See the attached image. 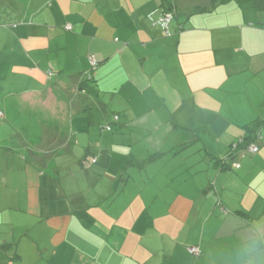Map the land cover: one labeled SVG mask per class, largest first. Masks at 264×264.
I'll list each match as a JSON object with an SVG mask.
<instances>
[{
	"label": "crops",
	"instance_id": "obj_1",
	"mask_svg": "<svg viewBox=\"0 0 264 264\" xmlns=\"http://www.w3.org/2000/svg\"><path fill=\"white\" fill-rule=\"evenodd\" d=\"M168 1L170 34L163 0H0V95L90 114L44 153L0 137V264H264V0Z\"/></svg>",
	"mask_w": 264,
	"mask_h": 264
},
{
	"label": "rangeland",
	"instance_id": "obj_2",
	"mask_svg": "<svg viewBox=\"0 0 264 264\" xmlns=\"http://www.w3.org/2000/svg\"><path fill=\"white\" fill-rule=\"evenodd\" d=\"M199 1H207L208 4L213 2L212 0L211 2H209L210 0H181L182 4L188 6ZM66 87L62 96L36 94L27 97L22 96L21 99H19L7 97L4 94L0 95V110H3L2 112H4L6 116L5 118H0V137L5 135L7 137L9 134H12L13 137L15 136L16 140L13 141L12 138L10 140L13 141L12 144L18 146L19 141H22L20 144L22 147L24 142L32 151L36 150L38 153L45 152V143L51 136L58 138L66 137L69 139L72 136V130V141L81 142L86 135L82 137L83 134H80V132L86 130V126L88 128L87 117L90 118V114L86 115V113H79L72 116L69 108H72L73 105L76 106L80 104V99H75L80 93L76 92L77 96H75L72 90ZM40 97L41 99L38 100ZM29 100L32 101L29 102ZM5 101L7 102L6 104L4 103ZM0 117H3V115ZM73 118L80 122L77 123L74 121V123H72L71 121ZM138 131L139 128H134L132 134H129L128 137L137 138V136H139L137 134ZM115 133L117 132H111V135ZM40 139L43 140L44 144L38 143ZM195 150H197V148H193L192 146L181 150L180 154H178L179 159L177 160V164H184L187 168L190 162H194V156L190 155L191 157L189 156V158L188 155ZM197 153L195 156H197Z\"/></svg>",
	"mask_w": 264,
	"mask_h": 264
},
{
	"label": "trees",
	"instance_id": "obj_3",
	"mask_svg": "<svg viewBox=\"0 0 264 264\" xmlns=\"http://www.w3.org/2000/svg\"><path fill=\"white\" fill-rule=\"evenodd\" d=\"M168 0H163V5L165 6V9L164 11H175V17L177 16V12H176V9L175 7L173 6V3H171L170 1ZM218 0H215L213 1L212 5L209 6V7H197L195 9H193L194 12H208V11H211V10H214L216 5L215 3L217 2ZM80 88H82L84 90V92H86L87 96L89 97V99L92 100V103L94 102L95 104H99L100 101H98V95H99V91L98 89L96 88V86L94 84H91L90 83V80L86 81H82L79 85ZM94 100V101H93ZM258 123H256L257 125ZM255 130V128H254ZM252 139L253 137H248L246 139L243 140V143L241 144V146L244 145V147H248V145H250V143L252 142ZM234 155V154H233ZM232 154H230L227 158H225L224 160H220L219 162L223 164V168H225V166L227 168H230V165L235 161V158Z\"/></svg>",
	"mask_w": 264,
	"mask_h": 264
},
{
	"label": "built area",
	"instance_id": "obj_4",
	"mask_svg": "<svg viewBox=\"0 0 264 264\" xmlns=\"http://www.w3.org/2000/svg\"><path fill=\"white\" fill-rule=\"evenodd\" d=\"M174 18H175V11H164L162 13L161 17L158 19L157 23L164 28V31L166 34H170L169 26H170V23L173 21ZM66 28L70 29L71 25L70 24L66 25ZM89 60L94 67L97 66V61L95 60V58L93 56L89 57ZM50 74H52V73H50ZM2 115H3L2 112H0V116H2ZM114 119L117 120L118 117L115 116ZM106 128L109 130V129H111V126L107 125ZM242 143H243V140H240V141L233 144L232 151H231L232 155L235 154V152L237 150H239V146ZM247 150L252 152V153H256L259 150V148L256 145H254L253 143H251L250 145H248ZM93 161L96 162L97 158H94ZM231 165L233 168H239L240 167V163H238L237 161H234ZM188 251L194 255L200 254V248L198 246H191V247H189Z\"/></svg>",
	"mask_w": 264,
	"mask_h": 264
}]
</instances>
